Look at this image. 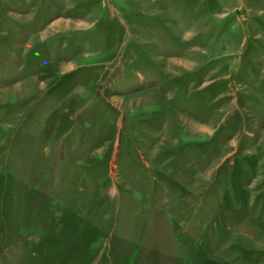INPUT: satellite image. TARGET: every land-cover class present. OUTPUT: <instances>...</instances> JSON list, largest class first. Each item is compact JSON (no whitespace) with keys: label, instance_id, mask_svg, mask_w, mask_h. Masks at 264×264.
<instances>
[{"label":"rangeland","instance_id":"374dc122","mask_svg":"<svg viewBox=\"0 0 264 264\" xmlns=\"http://www.w3.org/2000/svg\"><path fill=\"white\" fill-rule=\"evenodd\" d=\"M0 264H264V0H0Z\"/></svg>","mask_w":264,"mask_h":264}]
</instances>
